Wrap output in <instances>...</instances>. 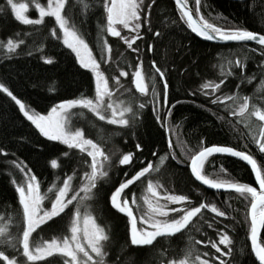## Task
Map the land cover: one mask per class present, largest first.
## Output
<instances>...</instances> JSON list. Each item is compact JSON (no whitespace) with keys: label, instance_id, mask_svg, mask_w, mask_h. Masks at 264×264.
Returning a JSON list of instances; mask_svg holds the SVG:
<instances>
[{"label":"trees","instance_id":"obj_1","mask_svg":"<svg viewBox=\"0 0 264 264\" xmlns=\"http://www.w3.org/2000/svg\"><path fill=\"white\" fill-rule=\"evenodd\" d=\"M41 2L46 3V0ZM85 2L95 5V0H85ZM187 3L196 12V0H187ZM4 4L5 0H0V5ZM71 4H75V0H70V6ZM149 4L151 9L147 7ZM30 7L28 15L35 18V12L31 5ZM81 8L82 6L77 5L73 10L75 21L81 27L93 54L99 61L97 23L103 20V9L93 6L88 15L83 17ZM149 12L152 32H148V25H145L141 29L144 39L137 40L134 45L140 49V59H137V53L129 49L120 38L104 34L112 49L109 63L101 62V70L108 77L109 86L113 89L116 86V79H119V84L129 91L127 102H132L134 108L140 102L147 104L139 120L135 122V127L121 128L104 124L85 109L73 110L76 113L72 117L73 126L82 128L86 137L100 143L105 152L113 150L120 155L132 152L135 157L134 167L112 164L109 173L111 179L100 182L97 197L88 203L97 223L110 232L111 240L106 245V250L109 252L108 264H162L163 261L173 258L179 260L182 258L183 249L190 244L194 245L201 254L207 252L209 255L207 257L202 255V258L209 259L210 264H219L214 258L220 254L214 251L209 241L218 242L217 233L222 230L227 231L233 240V256L223 259L231 261V264H257L247 239L250 226L248 221L250 198L245 199L236 192L212 193L203 189L192 179L188 165L189 157L199 151L201 141L209 147L231 146L239 151L251 152L254 158L264 165V153H259L251 141L249 129L245 128L243 123H237L236 118L228 116L223 106L213 105L210 97L200 91L201 85L205 82H219L222 78L221 63L225 64L227 71L228 59L234 61L239 57L244 60L247 56L245 75L255 78L251 84L247 82L241 84L240 94L252 97L253 103H264V85H261L264 75H261L257 67L264 62V56L260 55L259 51L261 47L215 45L201 41L180 20V13L171 0H155V3L152 0H144L143 13L148 15ZM200 15L217 26L235 25L264 35V0L243 2L200 0ZM45 20L43 31L47 32L55 22L51 17ZM82 20H84L83 24H81ZM34 31L33 26L19 24L10 13L0 14V39L6 40L10 36L14 37L16 33ZM157 31L161 33L159 37L154 35ZM25 39L26 45H22L18 54L11 59L5 58L3 53H0V82L5 83L22 102L40 114H46L53 105L64 100L75 99L81 94L94 97L95 86L92 74L80 68L69 49L59 41L45 36L42 54L34 50L36 44L41 42L39 34ZM148 45H152V51H147ZM253 48L257 51L251 52L250 49ZM28 50H33V55H27ZM42 55L51 57L54 62L45 64ZM140 60H143V72L149 88L148 96H142L132 87V73ZM153 61L156 62L157 67L166 72L169 85L168 105L169 107L175 105L169 124L178 123L179 127L175 128L171 135L160 126L152 111L150 78L154 74L151 67ZM121 70L128 75L120 76ZM156 75L157 88L161 90L162 101L163 81L159 80L158 74ZM238 84H240V70L234 69V75L225 80L221 92L217 94L235 93ZM160 115L162 117L168 115L163 107L160 109ZM218 116H224L225 119L220 120ZM169 138L173 144L171 150L168 147ZM174 138L177 139V144ZM137 143L142 146V151L136 150ZM0 147L8 153L7 156L0 155V216L4 217V222L10 225L9 230L13 233L16 232V224L20 222V206L11 179L14 177L17 182H21L22 173L8 161L16 160L26 164L41 181L42 190L45 191L57 175L61 177L65 173L71 175L72 170L77 169L79 176H82L83 171L87 170L83 161L89 158L85 154L82 155L73 149L71 159L64 157L63 152L68 151L66 146L40 136L34 126L19 113L18 106L3 93H0ZM180 149L184 152V156L180 154ZM153 152L157 155L153 156ZM171 152L175 153L176 159H172ZM165 154H168L169 158L160 171L153 172L133 184L126 190L128 196L133 193L138 195L148 179H152L154 182H159L167 193L187 195L192 201V206H199L201 202L215 203L226 212V217H215L214 213L204 209L203 218L198 216L182 233L171 238H159L152 246L133 247L128 239L127 218L111 208V192L118 187L121 180L125 179L124 172H129L128 178H130L141 167L147 166L149 161L154 165L157 164L160 156ZM54 158L58 159L61 165L55 170L50 167V160ZM177 160L180 163H177ZM139 161L144 163L141 164ZM221 168L226 171L221 172ZM204 171L211 178L235 180L255 187L253 177L246 165L231 156L210 157ZM78 182L77 179L76 183ZM45 204L48 207L50 205L48 201H45ZM9 216L15 219L9 221ZM69 219L70 215L61 214V217L42 225L41 229L33 234L35 240L39 241L41 237L50 240L54 236H62L66 232ZM209 223L213 224L212 228L208 227ZM195 240H200L202 243L195 245ZM261 240H264V230L261 233ZM162 248L165 250L164 256L160 255ZM221 249L228 251L222 246ZM0 264L4 262L0 261ZM38 264H63V261L59 255H54Z\"/></svg>","mask_w":264,"mask_h":264},{"label":"snow or ice","instance_id":"obj_2","mask_svg":"<svg viewBox=\"0 0 264 264\" xmlns=\"http://www.w3.org/2000/svg\"><path fill=\"white\" fill-rule=\"evenodd\" d=\"M152 2L155 3V0ZM30 5L38 13L37 18H31L28 15ZM77 5L82 6L81 15L83 17L88 15L93 6L103 9V20L97 23L99 61L93 54L81 27L75 21L73 10ZM176 5L180 20L197 36L207 41L218 40L225 43L253 41L261 46L260 55L264 56V35L235 25L225 27L208 22L200 15V0H196L195 17L188 7L187 0H176ZM143 6L144 0H95V5L85 0H75V4L71 6L70 0H46V3H42L41 0H5V4L0 5V14L10 13L19 24L33 26L35 29L34 32L16 33L14 37L10 36L6 40L0 39V53H3L5 58L11 59L17 55L21 46L26 45L25 38H31L34 34H39L41 37V42L36 44L34 50L43 54V38L48 36L51 40L59 41L66 49H69L74 54L75 61L80 68L92 74L95 83L94 97L81 94L75 99H67L53 105L46 114H40L22 102L5 83L0 82V93L5 94L18 106L19 113L34 126L40 136L66 146L68 151L63 152L64 157L71 159V150L76 149L80 154L86 153V157L90 158V162L87 159L83 161L87 170L83 171L82 176H79L77 169H73L71 175L67 173L63 177L57 175L46 191L42 190L41 181L26 164L22 161H8L23 174V181L17 182L14 177L11 179L20 206V222L16 224L15 233L9 230L10 225L4 222V217L0 216V261L4 264H38L55 254H59L63 264H108L109 252L106 250V245L111 240L110 232L106 227L97 223L93 210L87 202L95 200L101 181L107 182L111 179L109 173L113 160L100 143L87 138L82 128L73 126L72 117L76 115L73 112L74 109H87L98 120L105 121L109 125H117L121 128L135 127V122L139 120L147 104L140 102L134 108L132 102L125 103L123 100L119 103L114 102L113 90L109 86L108 77L101 70V62L109 63L112 53L104 37L105 33L108 36L120 38L129 49L137 53V59H140V49L134 45L137 40L144 39L141 29L148 25V32H152L150 12L145 15ZM147 7L151 9V4ZM47 17L53 18L55 24L44 32ZM83 23L84 20L81 21V24ZM123 30H127L130 35H122ZM154 35L159 37L161 33L157 31ZM147 51H152V45L147 46ZM250 51L256 52L257 50L253 48ZM27 55H33V50H28ZM41 58L45 64L54 62L51 57L45 55ZM247 59V56L244 60L239 57L234 61L228 59L226 61L227 71H225V64L221 63L220 77L222 78L218 83L213 81L203 83L200 91L203 95L210 97L213 105L223 106L224 112L236 118L237 123H243L244 127L249 129L250 139L259 153H264V103H253L252 97L241 95L239 91L241 84L245 82L251 84L255 78L245 75ZM151 67L154 70L150 78L152 111L160 126L171 135L179 124H169V118L175 105L171 107L168 105L169 85L166 72L157 67L155 61L152 62ZM257 67L261 75H264V62ZM234 69L240 70V84L236 86L237 92L218 95L225 80L234 75ZM156 74L159 80L163 81L162 101L161 90L157 88ZM127 75V72L120 71V76ZM132 76L137 92L142 96H148L149 88L143 72V60L135 65ZM116 83H120L119 79H116ZM261 85H264V80L261 81ZM209 89L211 91H206ZM191 94L195 95V93ZM161 107L167 112L166 117L160 115ZM217 118L225 119L224 116ZM135 147L137 151H142L139 143ZM168 147L169 150L173 148L170 138ZM215 154L236 157L246 162L251 167V172L255 174L259 190L246 183L208 176L204 171L205 164ZM0 155L7 156L8 153L0 147ZM152 155L156 156L157 153L153 152ZM171 157L176 159L174 152H171ZM168 158V154L160 156L159 162L155 165L149 161L147 166L141 167L130 178H128L129 172H124L125 179L121 180L118 187L111 192V208L127 217L128 239L132 246H152L158 238H171L182 233L194 222V218L197 216L203 218V209L214 213L215 217H226V212L217 207L215 203L201 202L199 206H192V201L187 195L166 192L161 196L157 191L161 185L152 179H148L146 189L139 198L133 193L129 199L126 190L153 172L158 173ZM117 159L119 166L134 167L135 157L132 152L122 154ZM189 159L191 174L196 181L216 191L234 190L245 199L250 198L251 207L248 213L250 226L247 239L251 243V252L256 260L259 264H264V240H261V233L264 230V165H261L251 152L239 151L231 146L212 145L209 147L204 145V141H201L199 151L191 155ZM139 163L143 164L144 161H139ZM177 163L180 161L177 160ZM50 167L53 170L60 168L58 159H51ZM220 171L225 172L226 170L221 168ZM141 200L143 206L140 203ZM45 201L50 203V207L45 204ZM169 205H179V207H169ZM61 214L70 215L65 234L54 236L50 240L41 237L39 241H36L33 234L37 233L42 225L61 217ZM14 219L12 216L8 217L9 221ZM208 227L212 228L213 224L209 223ZM217 234L218 242L209 241L211 247L220 254L214 259L219 260V264H231V261H226L223 257L233 256V240L227 231L222 230ZM201 243L200 240L194 241L195 245ZM219 245H223L228 251H222ZM9 249L12 251L8 252ZM160 255H165L163 248L160 249ZM202 255L207 257L209 254L207 252L201 254L194 245L190 244L183 249L182 258L166 260L162 264H209V259L202 258Z\"/></svg>","mask_w":264,"mask_h":264},{"label":"rangeland","instance_id":"obj_3","mask_svg":"<svg viewBox=\"0 0 264 264\" xmlns=\"http://www.w3.org/2000/svg\"><path fill=\"white\" fill-rule=\"evenodd\" d=\"M32 9L34 10V8L32 7ZM192 9V8H191ZM30 10H31V7H30ZM29 10V11H30ZM34 12H35V18H37L38 17V13L34 10ZM194 12V11H193ZM195 13V12H194ZM198 18V17H197ZM55 22V21H54ZM122 35H130L129 33H128V31L127 30H123L122 31ZM131 35H134V34H131ZM118 38V37H117ZM121 40V39H120ZM122 41V40H121ZM123 42V41H122ZM124 43V42H123ZM125 44V43H124ZM126 45V44H125ZM127 46V45H126ZM123 77V76H122ZM94 81V80H93ZM115 87L112 89L111 87V89L113 90V101L114 102H116V103H119V101H121V100H123V101H125V103H128L127 102V95H129V91H128V89H126V87H124V86H122V84H117V83H115ZM94 86H95V83H94ZM132 87H133V89L137 92V90H136V88H135V85H134V83H133V78H132ZM139 93V92H138ZM75 110V109H74ZM85 110H87V109H85ZM88 111V110H87ZM89 112V111H88ZM90 113V112H89ZM110 114V113H109ZM91 115H92V113H91ZM93 116V115H92ZM95 117V116H94ZM96 118V117H95ZM97 119V118H96ZM100 121V120H99ZM101 122H103L104 124H107L105 121H101ZM109 125V124H108ZM113 126H116V127H119V126H117V125H113ZM174 140H175V142H176V144H177V139L176 138H174ZM55 142H57V141H55ZM59 143V142H58ZM65 146V145H64ZM74 150H76V149H74ZM76 151H78V150H76ZM79 152V151H78ZM106 153L108 154V155H110L111 157H112V160H113V164L114 165H118V159H117V157L118 156H120V154L118 153V152H116V151H113V150H109V151H106ZM113 154H115V155H113ZM180 154L182 155V156H184V152L180 149ZM85 155H86V153H85ZM89 162H90V158H89ZM23 181V174H22V179H21V182ZM146 186H147V183H146V185H145V187L139 192V194L137 195V197L139 198L143 193H144V190L146 189ZM157 191L161 194V196H163L165 193H166V191L165 190H163L162 189V187H159L158 189H157ZM132 196V195H131ZM131 196L129 197V199H131ZM163 202V201H162ZM87 203H89V201L87 202ZM140 203H141V205L143 206V201L141 200L140 201ZM49 207H50V205H49ZM71 207V206H70ZM169 207H179V205H169ZM204 210V209H203ZM173 215H175V214H173ZM195 221V220H194ZM218 239H219V237H218ZM221 246L222 247H224L223 245H219V247L221 248ZM222 250V249H221ZM214 251L216 252V250L214 249ZM219 254V253H218ZM55 255H59V254H55ZM218 262H219V260H217ZM210 264V263H209Z\"/></svg>","mask_w":264,"mask_h":264},{"label":"water","instance_id":"obj_4","mask_svg":"<svg viewBox=\"0 0 264 264\" xmlns=\"http://www.w3.org/2000/svg\"><path fill=\"white\" fill-rule=\"evenodd\" d=\"M230 1H237V2H243V1H247V0H230ZM171 2L173 3V5L176 7V9H177V5H176V0H171ZM188 4V3H187ZM188 7L191 9V7L188 5ZM192 10V9H191ZM192 13H193V15H194V17H195V13L193 12V10H192ZM198 19V18H197ZM192 32V31H191ZM193 33V32H192ZM198 39H200L201 41H203V42H206V43H210V44H215V45H254V46H259V47H261L260 45H258V44H256L255 42H253V41H249V42H240V43H237V42H227V43H225V42H221V41H218V40H214V41H207V40H204L203 38H201V37H199V36H197L195 33H193ZM215 155H222V154H215ZM228 156V155H227ZM234 158H236V157H234ZM236 159H238V158H236ZM239 160V159H238ZM241 161V160H240ZM245 165H246V167L249 169V171H250V173H251V175H252V177H253V181H254V184H255V188H257V190H259V185L256 183V181H255V174L254 173H252L251 172V167L249 166V165H247V163L246 162H244V161H242ZM189 165H190V162H189ZM188 165V169H189V172H190V175H191V177H192V179L200 186V187H202L203 189H205V190H207V191H209V192H212V193H229V192H235L234 190H229V191H224V190H220V191H216V190H213V189H210V188H208L207 186H205V185H203V184H201L199 181H196L195 180V178L192 176V174H191V170H190V166ZM131 187V186H130ZM250 207H251V205L249 206V208H248V213H249V210H250ZM203 211V210H202ZM121 215H123V214H121ZM124 216V215H123ZM126 217V216H125ZM198 217V216H197ZM196 217V218H197ZM127 218V217H126ZM196 218H194V220L196 219ZM248 221H249V225H250V218H249V216H248ZM185 231V230H184ZM178 234H180V233H178ZM178 234H176V235H178ZM175 235V236H176ZM159 239V238H158ZM132 246V245H131ZM249 246H250V250H251V243H250V241H249ZM133 247H140V246H133ZM142 247H145V246H142ZM252 253V252H251ZM252 256H253V258L255 259V261L257 262V264H259V262L256 260V258H255V255L252 253Z\"/></svg>","mask_w":264,"mask_h":264}]
</instances>
